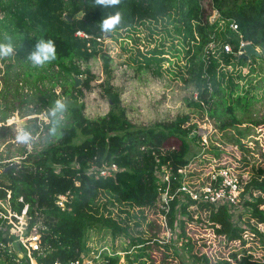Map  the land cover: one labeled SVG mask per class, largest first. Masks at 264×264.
I'll return each mask as SVG.
<instances>
[{"label": "trees", "instance_id": "16d2710c", "mask_svg": "<svg viewBox=\"0 0 264 264\" xmlns=\"http://www.w3.org/2000/svg\"><path fill=\"white\" fill-rule=\"evenodd\" d=\"M205 4L207 7L202 0H121V4L113 8L96 5L95 0H0V43L8 42L6 38L11 37L14 47L11 56L0 59V63L9 61L0 68V75L3 74L0 99L5 106L0 123H5L18 108L24 107L20 112L39 115L44 107L52 108L56 99L77 100L79 98L74 96L76 91L83 94L82 88L90 90L92 81L97 78L91 73L89 62L101 58L104 69L111 70L105 40L114 34L103 33L99 24L108 15L119 11L121 23L115 31H136L147 24L146 27L153 30L151 24L156 27L162 24L165 42L151 51L138 49L136 60L131 57L136 61L137 71H152L162 77L170 67L164 69V64L172 63V55L176 59L174 67H178V72L172 73L186 88H192L196 93L197 99L192 97L194 107L200 114L208 111L209 118L216 120L220 133L224 136L228 131L230 141L243 149L242 140L255 132L253 126L262 123L252 122L249 118L250 126L245 130L240 128L237 112L246 111L251 101L242 94L241 72L228 74L227 68L242 67L247 62L227 54L223 45L230 43L236 52L242 35L244 41L260 48L262 56L259 59L264 61V0H206ZM214 10L220 17L218 21L210 22ZM233 21L238 25V33L229 27ZM38 39H51L56 44V60L43 68L33 67L27 59ZM213 41L216 47L210 49ZM78 62L87 67L81 69ZM77 78H83L82 87L78 89ZM46 83L50 87H46ZM25 86L36 88V93L30 97L22 95L20 91ZM99 86L111 102L107 114L89 117L85 106L68 104L69 110L63 118L57 113L56 117L49 116V122L41 123L42 126L34 123L26 128L32 138L38 135L43 143L31 150L25 146L20 148L18 156L21 160L17 168L3 172L14 162L0 156V201H6L10 194L13 210L21 213L25 205L29 206L28 212L32 217L29 224L36 221V213L42 220L41 251L34 255L37 264H67L80 259L88 251L87 241L92 231L97 234L111 232L113 236L126 231V227L119 226L114 220L112 208H119L130 218L133 207H152L155 204L157 171L160 168L155 157L162 163L170 162L178 167L196 153L190 136L196 124L186 126L189 115L176 118L170 124L136 127L119 115L120 93L112 91L108 80ZM57 88H60L59 95L56 94ZM39 104L41 107L37 110H29L30 105ZM227 116L232 117L230 124L224 123L223 118ZM57 120L59 124L55 123ZM54 125L57 127L55 136L50 132ZM172 146L177 150L169 149L161 155L160 149ZM142 147L146 150H141ZM7 153L11 154L10 151ZM262 155L264 157V152ZM94 158L99 165L115 162L120 171L114 177L95 180L85 173ZM249 175L243 196L251 206L250 215L264 223V209H260L264 205V163L253 167ZM76 182L80 183L79 186ZM67 191L74 192L75 198L71 210L62 211L56 199ZM20 198L23 202H19ZM175 204L171 203L169 213L171 228L177 227ZM206 206L209 207L208 204ZM182 210L186 212L184 207ZM208 220L219 226L216 228L218 234L227 235L230 240H242L247 227L257 232L249 221L244 223V227L236 224L227 206L212 210ZM183 225L184 220L180 226L184 234ZM138 243H143V240L139 238L133 245ZM192 248L189 244L188 264H264V258L257 261L247 255L238 258V252L231 253V261L209 263L204 258V263H201L192 254ZM144 251L145 248L139 249L135 260L144 258ZM126 259L133 263L132 254H128ZM107 260L106 264H118L120 256H107ZM138 264H145V261Z\"/></svg>", "mask_w": 264, "mask_h": 264}, {"label": "built area", "instance_id": "2783aa9c", "mask_svg": "<svg viewBox=\"0 0 264 264\" xmlns=\"http://www.w3.org/2000/svg\"><path fill=\"white\" fill-rule=\"evenodd\" d=\"M202 1L203 5L207 7L206 0ZM219 17L218 12L214 10L210 22L218 21ZM229 27L233 31L239 32L238 25L234 21L230 23ZM78 34L83 35L81 32ZM239 37L240 45L236 52L230 43L223 45L224 51L233 57H240L245 53L243 49L252 44L249 41H244L242 35ZM215 47L216 43L213 41L209 48L214 49ZM256 48L258 49V47ZM78 64L83 70L84 65L85 68L87 67L82 62H78ZM21 90H23L24 96L28 97L37 91L36 88L27 86L22 87ZM82 93L85 96L86 90H82ZM74 96L81 99V96H78V91L74 93ZM194 98L197 99L196 96ZM85 113L87 116L92 117L86 110ZM37 116H45V114L43 112ZM46 119L45 117L44 120L46 121ZM210 119H207V121L209 122ZM130 123L134 126H147V124L143 125L142 123L134 124L131 121ZM193 124L191 125L193 126ZM257 131V133L254 132L248 135L245 139L248 140L249 137L256 139V136L261 134L259 130ZM210 135V131H205L197 125L193 126L190 136L193 139L196 153L184 165L175 167L170 162L162 163L161 159L156 156L155 161L156 164L160 165V168L157 171L159 177L156 183L158 196L155 204L152 207H133L130 210L132 215L130 218L127 217L126 213H121L119 208L113 207L112 216L114 220L119 226L126 227V231L116 236H113L111 232L101 233L96 238L94 234L97 233L92 231L87 241V253H83L80 259L70 261L67 264H106L108 262L107 256H120V259L128 264L126 259L128 254L138 253V250L142 248H145L144 252L147 254L146 249L154 243L162 248L164 247L167 255L173 256L174 254V258H176L179 254L177 252L168 253L165 246L171 245L174 231L178 229L183 220L184 234L180 229L176 240H181L179 244L183 248L186 259L189 257V244L193 247L192 254L198 260L204 261L205 258L210 263L222 260L231 261L230 255L233 252H238V258L247 255L255 261L263 259L264 223L256 221L250 215L251 206L246 203L247 198L243 196L244 187L250 178V170L263 163L251 160L250 150L246 146L245 139L242 140L243 149L238 144H233L231 147L238 154L235 160L223 159L226 151L221 145L217 146L211 142L212 135ZM260 147L262 146L260 145ZM31 149L32 147L29 150ZM169 149L173 151L177 150V147H164L160 149L161 155H164ZM141 150L146 149L142 147ZM207 152L212 155L211 158L204 156V154L208 155ZM119 171L120 167L115 162H105L99 165L96 158H94L89 162L85 173L95 180H99L114 177ZM79 184V182H76V186H79ZM74 198L75 193L67 191L57 196L56 204L62 211H70ZM251 200L255 201V199ZM19 202H23V199L20 198ZM173 202L176 203L177 210L176 228H171L168 223L171 203ZM207 204L209 207L206 206ZM221 206H227L231 209L236 224L244 227V223L249 221L257 228V232H253L248 227L245 228L242 240H230L227 235L218 234L216 228H219V226L209 222L208 216L212 210L217 211ZM182 207L186 209L185 213H183ZM28 208L29 206L25 205L21 213L13 210L10 203V194H8L6 201H0V262H3V264H37L34 255L36 252L41 251L44 228L37 213L35 214L36 221L32 225L29 224L32 217L29 215ZM260 209H264V206L261 205ZM199 219L202 220L201 223L198 222ZM190 223L197 226L198 229H195ZM147 230L151 237L145 238L148 233ZM139 238L143 240V243L133 245V242ZM55 264L63 263L56 262ZM118 264H120V261Z\"/></svg>", "mask_w": 264, "mask_h": 264}, {"label": "rangeland", "instance_id": "374dc122", "mask_svg": "<svg viewBox=\"0 0 264 264\" xmlns=\"http://www.w3.org/2000/svg\"><path fill=\"white\" fill-rule=\"evenodd\" d=\"M151 25H153L151 26L153 30L148 29L146 27L148 26L147 24L136 31H114L112 32L114 34L112 38L106 37L105 44L111 59V70L108 72L104 69V62L101 58L91 61V63H89L90 71L97 78L92 81L91 89L86 90L85 96L78 92V96H81V99L70 100L66 98V102L70 105L78 104L85 106V110L92 117L107 114L110 110L111 102L108 97L103 94V88L99 85L108 80L110 86H112V91L120 93V117H126V119L134 124H147L149 127L160 123L170 124L176 118L189 115L190 119L186 126L195 122L197 126H200V128L205 131H210L212 135L210 139L211 142L217 146L221 145L226 151L223 159L229 161L232 159L235 160L238 154L235 150L231 149L233 145V142L229 139L231 135L228 131L224 136L222 133H219L220 131L216 126V120L214 119L213 121L210 119L209 122L207 121V119H209L208 111H203L200 114V111L194 107L192 97H195L196 93L192 88H186L183 82L172 73L174 71L178 72V67H174V65H176V59L173 58L172 55L170 56L172 63L170 65L167 62L164 64V69L170 66V70L167 69V72H164L162 77L156 76L152 71H137L136 61L134 62L131 57H134L135 60L138 59V49L142 52L151 51L157 46H161L162 42H165V37L161 31L162 24H158V27H156L155 24ZM258 49L260 50L259 47ZM8 62L9 61L6 60L5 63L8 64ZM5 63L1 62L0 68H4ZM227 71L228 74L233 75L237 72H241L242 80L239 82L240 88L243 89L242 94L247 97V101H251V106L246 111L243 113L237 112V118L241 121L240 128L245 130V128L250 126L248 122L249 118H251L252 122L262 123L253 126L255 133L259 130L261 134L256 136V139L249 137L248 140L245 139L244 141L250 153H252H249L251 160L264 163V157L262 155L264 151V61L260 59L253 60L242 67L228 66ZM1 73H4V71ZM1 75L0 88L3 86V78ZM78 79L80 80V85L76 86L77 89L82 87L83 82V78ZM46 87H50V84L46 83ZM82 90L85 89L82 88ZM20 92L22 95H25L23 90ZM56 94H60V88L56 89ZM2 104V99H0V117L2 115V108H5ZM40 107V104L38 106L30 105L29 110H37ZM21 108H18L12 113L5 123H0V156L9 158V161L14 163H19L21 160V157L18 156V150L20 148L28 146L30 149L36 145L39 147L43 143L38 138V135L34 136V139L27 145L18 143L16 137L19 131L21 129L27 130L26 128L32 126L34 123H39L40 125L41 123H48L51 109L44 107L40 114L44 112L45 116L39 117L34 113L29 114L26 113V111L20 112ZM45 117L47 118L46 121L44 120ZM223 120L224 123L230 124L232 122V117L227 116L224 117ZM136 127H142V125H137ZM233 129L234 128H230V130ZM233 131L237 133V131ZM173 142L174 141H172V143ZM170 144L171 143H168V145ZM173 145L176 144L173 143ZM260 145L262 147H260ZM8 151H10L11 154H8ZM204 156L207 158L212 157L211 154H204ZM240 156L242 158L241 154ZM190 224L195 229H198L197 226L192 225V223ZM180 226L174 231L175 234L171 239V245L168 247L165 246L168 253L177 252V254H179L176 258H174V254L173 256L167 255L164 247L162 248L160 245L154 243L149 245L148 249H146L147 254L144 258L135 260L137 253L133 254L132 264H138L141 261H145V264H188L183 248L179 244L181 240H176L179 236ZM147 232L145 238L151 237L148 230ZM97 235L98 234H94L95 238ZM201 263H204V261H201ZM120 264L127 263H124V261L120 259Z\"/></svg>", "mask_w": 264, "mask_h": 264}, {"label": "clouds", "instance_id": "9594fccd", "mask_svg": "<svg viewBox=\"0 0 264 264\" xmlns=\"http://www.w3.org/2000/svg\"><path fill=\"white\" fill-rule=\"evenodd\" d=\"M96 5H103L105 7L111 6L113 8L121 4V0H95ZM121 23V13L119 11L115 14H110L102 20L99 24L101 31L105 34L114 32L117 26ZM8 42L0 43V59L11 56L14 52V47L11 43V37L6 38ZM255 46V45H254ZM256 47V46H255ZM260 51V50H259ZM57 58L56 44L51 39H38L35 48L31 51L27 57L33 67L43 68L47 64H50ZM251 60H258L253 58ZM250 60V61H251ZM69 110V105L63 98L56 99L53 107L50 109V116L56 117L57 113L61 114V117L65 112ZM59 124V120L55 122ZM50 132L55 136L57 127L54 125L50 128ZM17 142L21 144H29L32 140V134L26 130L21 129L16 137Z\"/></svg>", "mask_w": 264, "mask_h": 264}, {"label": "water", "instance_id": "95a60500", "mask_svg": "<svg viewBox=\"0 0 264 264\" xmlns=\"http://www.w3.org/2000/svg\"><path fill=\"white\" fill-rule=\"evenodd\" d=\"M243 50L245 51V53L239 57V60H245L246 62H249L253 58L259 59L262 56V53L253 44L247 45ZM79 81L80 80L77 78L76 79V86L80 85ZM18 165H19L18 162L12 163L9 166H7L6 168H4L3 172H7L11 168H17Z\"/></svg>", "mask_w": 264, "mask_h": 264}, {"label": "crops", "instance_id": "0c3cea01", "mask_svg": "<svg viewBox=\"0 0 264 264\" xmlns=\"http://www.w3.org/2000/svg\"><path fill=\"white\" fill-rule=\"evenodd\" d=\"M264 206V205H263Z\"/></svg>", "mask_w": 264, "mask_h": 264}]
</instances>
